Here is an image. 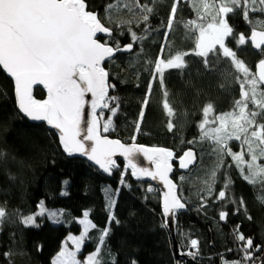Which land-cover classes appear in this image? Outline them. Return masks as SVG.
<instances>
[{
	"label": "trees",
	"instance_id": "16d2710c",
	"mask_svg": "<svg viewBox=\"0 0 264 264\" xmlns=\"http://www.w3.org/2000/svg\"><path fill=\"white\" fill-rule=\"evenodd\" d=\"M85 2L89 6L88 10L102 17L105 6L113 0ZM173 2L155 0V10L147 22L142 21L138 9L135 14L125 11L124 20L131 19L132 31L143 39L134 44L130 54L118 55L105 65L109 73V85H115L114 89L110 88L109 95L118 97L120 106L117 116L113 118L114 130L104 135L126 144L163 147L172 150L175 158L189 148L195 151L197 164L191 172L183 174L174 164L173 179L182 193V202H186V212L177 218L176 240L183 253L192 251L188 248L192 239L198 241L195 259L189 256L187 261H181L180 264H223L224 260L232 262L243 256L239 250L243 242L235 239L233 231L237 225L239 233L251 237L255 244L264 246V204L257 200V196L264 195V185H250L242 178L231 157H224L212 195L207 199L208 207L200 211V197L207 196L206 181L219 163V158L215 154L209 155L212 148L209 143L199 142L197 125L202 120V108L209 103L214 106L213 115L233 110L234 102L240 99L242 74L236 71L231 59L224 58L222 54L219 58L209 54L208 59L212 64L209 71L204 68V58L194 54L185 56L186 69L165 71V84L169 92L167 99L174 109L171 118L176 125L174 130H167L169 117L162 108L164 96L159 80L154 83L141 128L139 131L135 128L148 81L152 78L155 59L161 54V45L165 46L162 54L164 59L195 50V37L190 36L189 30L184 27L187 21L196 19L198 15L193 10L191 0L179 1L173 29L165 40L164 33L169 31L167 19ZM139 3L152 6L153 0H139ZM226 18L236 37L226 38L227 46L237 53V59L245 63L250 73L256 75L255 67L259 60L264 59V50H254L248 39L252 28L264 30V25L259 23L264 21V14L250 12L251 25L244 20L242 8L236 9L234 14ZM115 23H106V26L114 28L115 39L121 46L131 43L129 25L115 28ZM146 25L150 26L147 33L144 31ZM241 33L245 35L246 44L238 47L237 38ZM110 45L115 47L114 43ZM261 48L264 49V46ZM260 87L264 88V85ZM34 96L41 100L44 93L36 89ZM109 115L108 109L101 113L104 120ZM194 139L197 141L194 145L187 143ZM0 150L9 154L6 168H0V205L5 206L9 214L0 232V264H8L3 256L8 250L17 253L11 258L13 264H51L68 234L80 233L76 219L82 217L85 211L97 228L89 232L79 256L81 260L97 247L102 230L109 227L111 211L119 223H111L105 245L111 250L116 264H131L133 259L137 264H176L169 235L161 227L163 219L157 190L147 183L134 181L120 162L112 177L106 178L80 159H67L53 132L43 124L29 123L18 114L12 83L1 69ZM245 159L248 157L245 156ZM258 163L264 164V160ZM9 173L15 180L8 178ZM122 173L124 185L120 183ZM182 174L185 176L183 181L179 179ZM229 178L232 183L226 190L227 199L214 202ZM150 186L154 189L151 193L147 191ZM106 189L109 190L107 194ZM109 195L116 201L111 209ZM241 197L247 211L241 208L238 214H233L238 204L231 201H239ZM40 200L44 201L47 208L65 210L70 223L54 225L40 217L37 218L36 227L23 225L20 222L21 214L25 216L35 212ZM221 210L229 213L226 222L219 220ZM262 256L264 248L255 253V257ZM258 261L254 258L249 264H260Z\"/></svg>",
	"mask_w": 264,
	"mask_h": 264
},
{
	"label": "snow or ice",
	"instance_id": "6c2138e0",
	"mask_svg": "<svg viewBox=\"0 0 264 264\" xmlns=\"http://www.w3.org/2000/svg\"><path fill=\"white\" fill-rule=\"evenodd\" d=\"M193 10L197 12V18L185 23L184 27L189 30L190 36H194L195 50L193 53L184 52L172 55L167 59L162 58L164 45H161V54H158L154 62V70L147 84L145 98L141 104L138 120L135 124L137 131L146 114V108L150 103L154 83L159 80L164 100L162 108L169 117L167 130L172 132L176 125L172 121L174 109L167 97L169 92L165 84V70H184L188 67L184 57L194 54L203 59L206 71L211 70L212 64L208 59L209 54L219 58H230L237 72L241 73L243 80L240 81V99L234 102L233 110L212 117L214 106L209 103L202 108V120L197 128L200 132L199 142H207L212 148L209 155L215 154L219 163L212 169L207 184V196H201L199 210L204 211L208 207L207 199L212 195L213 186L216 182L217 173L224 164V157H231L232 163L239 170L242 178L250 185L260 183L264 185V164L258 161L264 160V59L256 65L257 75L250 73L245 63L237 59V53L226 44V38L235 37L234 29L228 23L227 16L234 14L236 9H243L244 20L251 25L250 12L264 14V0H191ZM179 0H174L167 19V29L164 33L165 40L173 29L175 16L178 11ZM153 5L140 4L139 0H113L104 8L103 16L97 12L88 10L85 0H0V68L14 81L15 97L18 109L31 121L47 122L52 128L58 130L59 141L64 152L72 155L79 153L87 156L89 161L94 162L105 173L111 175L112 169L117 167L113 157L117 154L127 161V168H131L132 176L138 179L141 176L151 177L152 180L159 178L167 189L162 199V216L164 223L161 227H169L180 210L186 209V202H182V193L178 186L169 178L173 170L171 161L174 158L172 150L163 147H143L136 144L126 145L118 139H109L100 133V117L97 109H108L110 115L103 124V132L114 130L113 118L119 110V98L109 95V73L102 64L113 58L115 52L131 51L134 44L143 39L132 31L131 19H121L119 23L113 21V13L119 14L127 10L136 13L147 22L155 10ZM203 10V14L201 13ZM214 10V14L213 13ZM115 23V28L129 25L131 43L121 46L114 37V28L106 26ZM264 25V21H259ZM139 27V24H137ZM145 33L150 31V26L145 27ZM198 33V35L196 34ZM102 34V35H101ZM123 35V32L119 33ZM106 37V39H104ZM251 45L258 50H264V30L252 28L250 37ZM115 44V47L109 46ZM246 44L243 33L237 38V46ZM218 46V47H217ZM198 71V70H197ZM239 80V77H237ZM43 85L47 89V99L36 100L32 96L33 85ZM91 94V100L86 101V94ZM90 105V111L85 113V105ZM114 106H110L113 105ZM251 105V107H250ZM82 124L84 134L81 136ZM135 139V137H133ZM84 141H90L85 145ZM197 141L188 140L189 145ZM230 142H239L241 151H233ZM143 153L154 165V170L138 167L133 161L134 154ZM8 153L0 150V168H6ZM247 155L248 159H245ZM179 169L191 172L190 166H195L197 154L192 148L177 157ZM232 165L230 164L229 167ZM10 180L15 177L8 174ZM259 178V179H258ZM179 179L185 180L182 174ZM67 184V181L65 182ZM121 185L125 184L124 174L121 176ZM232 183L229 178L224 184V190L219 191L214 202L227 199V189ZM106 194L109 190H105ZM119 191V190H117ZM147 191L153 192L150 186ZM66 194V193H64ZM109 208L116 204L115 200L108 196ZM257 200L264 204V195L257 196ZM233 204H238L236 213L240 209L245 211V201L241 197L239 201L233 199ZM41 207L43 201L40 202ZM43 210L38 215H43ZM6 207L0 205V232L3 230L5 218L8 217ZM56 217V212H51ZM229 213L221 210L219 220L226 222ZM89 213H83V219L79 224L83 225V231L79 236H69L68 239L75 245V251H69L67 247L61 248L51 264H106L102 255V246L110 234V225L114 221L119 223L113 212H109V227L102 230L98 245L92 253L83 261L77 259V253L81 251L89 229L97 228L89 218ZM251 219V216H248ZM20 222L29 226L34 223L31 215L21 214ZM235 239L243 242L239 250L243 252L240 260L223 264H249L258 259L264 264V256L255 257L264 248L257 245L251 237H245L239 233V226L233 230ZM190 247L197 251L181 253L195 259L198 255V241L192 239ZM39 250V248H38ZM231 251V249L229 250ZM12 250L3 253L8 264H13L12 257L16 255ZM23 255V253H20ZM108 255H111L109 249ZM110 264H116L112 258ZM131 264H137L133 259Z\"/></svg>",
	"mask_w": 264,
	"mask_h": 264
},
{
	"label": "water",
	"instance_id": "95a60500",
	"mask_svg": "<svg viewBox=\"0 0 264 264\" xmlns=\"http://www.w3.org/2000/svg\"><path fill=\"white\" fill-rule=\"evenodd\" d=\"M102 35V34H101ZM104 39H106V37H104ZM249 43L251 45V41L249 39ZM111 46V45H109ZM251 47L254 49V50H258V49H255L252 45ZM262 47V46H261ZM133 51V49L131 51H121V52H115L114 53V56L113 58H111L110 60H106L102 66L105 68V65L110 62L111 60H113L116 56L118 55H128L130 54L131 52ZM2 73L6 76L7 79H9L12 83V86H13V96H14V101H15V107H16V111L18 112V114L24 118L26 121H28L29 123L31 124H36V125H40V124H43L49 131L53 132L57 138V141H58V146L62 152V154L67 158V159H80L84 162H86L90 167L94 168L95 170H97L102 176L106 177V178H111L112 177V174H113V171L118 169L119 168V165L118 163H122L123 164V167L126 171H128L131 175V178L134 180V181H137V182H141V183H147L149 185H151L152 187H154L159 196H160V212H161V217L163 219V223H164V217L162 216V199H163V194L164 192L167 190L164 185H163V182L159 180V178H157L156 180H152L151 177H146V176H141L139 179L137 177H134L132 176V170L131 168H127L126 165H127V161L122 157L120 156L119 154L115 155L113 157V159L116 160V163H117V167L113 168L112 169V173L111 175H109L108 173H105L102 169L99 168L98 165H96L94 162L92 161H89L87 156H83V155H80L79 153H73L72 155H69L68 153L64 152L63 150V147L61 146L60 144V141H59V133H58V130L52 128L50 125L47 124V122H41V121H31L29 118L25 117L23 113H21L18 109V106H17V102H16V97H15V86H14V81L11 77H9L7 75L6 72H4V70L2 68H0ZM106 70V69H105ZM255 70H256V75H257V68L255 67ZM107 71V70H106ZM108 83H109V78H108ZM36 89H39L41 90L43 93H44V98L41 99V100H44V99H47V89L44 88L43 85H40V84H37V85H33L32 86V96L34 99L35 96H34V92ZM109 94H110V88H109ZM36 100H39V99H36ZM85 100L86 101H90L91 100V94H86L85 96ZM106 109H97V114L98 116L100 115V113H103L105 112ZM90 111V105L86 103L85 105V113H86V118H87V113ZM100 122V133L102 136H105L102 134V129H101V121ZM82 131H81V136H83L84 134V125L82 124ZM109 139H116V138H111L109 136H107ZM85 145H90L91 142L90 141H84ZM123 143V142H122ZM126 144V143H124ZM126 145H132V144H126ZM137 146H143V147H148V146H144V145H139V144H136ZM148 148H152V147H148ZM194 151V150H193ZM195 152V151H194ZM133 161L137 164L138 167H144V168H149L150 170H154V165L151 164V162L144 156L143 153H136L134 154V157H133ZM172 165H173V170L172 172L169 173V178L173 180L174 183H176L173 179V174H174V170H175V166L174 164L176 165L177 167V170L183 174H187L188 172L185 171V170H181L179 169V166H178V159L173 158V160L171 161ZM197 164V162H196ZM195 164V166H196ZM195 166H190V168H194ZM186 212V209L185 210H180L175 218V221L172 222L170 224L169 227H164L165 230L167 231L168 235H169V238L171 240V243H172V251H173V254H174V258H175V263L176 264H180L181 261H187L189 259V256L187 255H181V253H183L178 245V242L176 240V226H177V218H178V215L182 214V213H185Z\"/></svg>",
	"mask_w": 264,
	"mask_h": 264
},
{
	"label": "rangeland",
	"instance_id": "374dc122",
	"mask_svg": "<svg viewBox=\"0 0 264 264\" xmlns=\"http://www.w3.org/2000/svg\"><path fill=\"white\" fill-rule=\"evenodd\" d=\"M179 1H180V0H179ZM183 1H189V0H183ZM126 2H127V0H126ZM209 2H211V1L209 0ZM125 11H126V10L120 12L119 14L113 13V21L116 22V23H119V21H120L121 19H124L123 16L126 17V15H125ZM200 14H203V10H201V13H200ZM212 14H214V10H213V13H212ZM196 34L198 35V33H196ZM248 41H249V39H248ZM217 47H218V46H217ZM192 53H193V52H192ZM165 71H167V70H165ZM210 115H211L212 117L215 116V115H213V113H211ZM99 117H100V121H101V129H102V132H103V124H104V122H105L106 120L103 119V116H101V113H100ZM102 134L104 135L105 132H103ZM105 136H107V135H105ZM230 147L232 148L233 151H241V147H240L239 142H230ZM246 156H247V155H246ZM41 201H43V200H40V202H41ZM40 202L38 203V206H37L36 211L33 212V213H31V214H28V215H31V216L34 217V223H33L32 225H29L28 227H36V226H38L37 218H40V217H44V218H46L51 224H54V225H58V224L68 225V224L70 223V219H69L68 213H67L65 210H63V209H59V208H58V209L47 208V207L45 206V204H44V201H43V205H42V207H41ZM42 210H43L44 214H43V215H38V213H40ZM51 212H56L58 215H57L56 217H52V216L50 215ZM28 215H25V216H28ZM80 219H83V215H82V217L76 219V222H77L78 224H79L78 221H79ZM79 226H80V233H79L78 235H75V234H68V236L66 237L65 241L62 243L61 248H63V247H67V249H68L69 251H75V250H76V249H75V245L72 244V242L68 239V237H69V236H79V235L81 234V232L83 231V225L79 224ZM91 230H92V229L90 228V229H89V232H90ZM87 240H88V236L86 237L84 244L86 243ZM84 244H83V245H84ZM83 245L81 246V251H82ZM97 245H98V243H97ZM188 248H189L190 250H192V251L195 250V249H192V248L190 247V243H189ZM102 249H103L102 255L104 256L106 263H107V262H110L111 259L114 258L113 255H112V254H111L110 256L108 255V251H109V250L107 249V247H106L105 244L102 246ZM60 250H61V249H60ZM81 251H80L79 253H77V259H78V260H81L80 257H79ZM187 252H189V251H187ZM187 252H186V253H187ZM58 253H59V252H58ZM58 253H57V254H58ZM57 254H56V255H57ZM56 255L53 257V259L56 257ZM88 255H89V254H88ZM86 256H87V255H86ZM86 256H85V257H86ZM53 259H52V260H53ZM81 261H83V260H81ZM51 262H52V261H51ZM258 263H259V261H258Z\"/></svg>",
	"mask_w": 264,
	"mask_h": 264
}]
</instances>
